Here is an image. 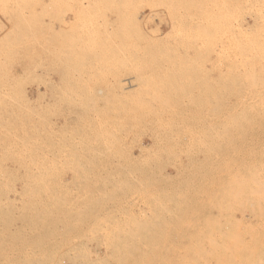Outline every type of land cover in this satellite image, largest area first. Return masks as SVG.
<instances>
[{"label":"rangeland","instance_id":"rangeland-1","mask_svg":"<svg viewBox=\"0 0 264 264\" xmlns=\"http://www.w3.org/2000/svg\"><path fill=\"white\" fill-rule=\"evenodd\" d=\"M254 179L264 0H0V264H264Z\"/></svg>","mask_w":264,"mask_h":264},{"label":"bare ground","instance_id":"bare-ground-1","mask_svg":"<svg viewBox=\"0 0 264 264\" xmlns=\"http://www.w3.org/2000/svg\"><path fill=\"white\" fill-rule=\"evenodd\" d=\"M114 1V0H113ZM131 21V20H130ZM125 22H126V20H125ZM126 25H127V23H125ZM129 24V23H128ZM153 75H154V73H153ZM155 76H159V77H161V75L159 74V73H156L155 74ZM163 76V75H162ZM178 77V76H177ZM176 80V79H175ZM187 81V80H186ZM188 82V81H187ZM144 83H146V85L148 84L147 82H144ZM143 83V84H144ZM176 83H178V81H175V84ZM180 83L181 82H179V85H180ZM126 85H128V86H131V87H133V86H135L136 85V82L135 81H133L132 79H131V77L130 76H126V78L124 79V86H126ZM177 85V84H176ZM181 85L183 86V91H185V89H184V85L185 84H183V83H181ZM148 86V85H147ZM178 86V85H177ZM175 87V86H174ZM180 87V86H179ZM180 89V88H179ZM187 89V88H186ZM170 90V89H169ZM162 90H160V92H161ZM166 92H167V90H165ZM180 91V90H179ZM160 92H159V95H160ZM169 93L171 92V90L170 91H168ZM176 92H178V89L176 88ZM188 93H189V91H187ZM165 93V92H164ZM174 93H175V91H174ZM181 93H182V91H181ZM199 93V92H198ZM162 94V93H161ZM166 94V93H165ZM172 94V93H171ZM179 94V93H178ZM158 95V96H159ZM164 95V94H163ZM167 95V94H166ZM170 95V94H169ZM175 95V94H174ZM181 95V94H180ZM186 95H187V93H186ZM157 96V95H156ZM154 97V99L156 98L157 100H159L160 101V99H158V98H161V99H163L164 97L163 96H161L160 95V97ZM177 96V95H176ZM195 96H197V95H195ZM200 96V95H199ZM167 97H168V95L166 96V98H165V100L167 99ZM170 97V96H169ZM172 97V96H171ZM175 97V96H174ZM198 97V96H197ZM153 99V100H154ZM171 99V98H170ZM170 99L168 98L167 100H168V102L169 103H171V101H170ZM173 99V98H172ZM196 99V98H195ZM152 100V101H153ZM157 100H155V102L157 101ZM164 100V99H163ZM177 100H179V98L177 99ZM197 100V99H196ZM195 100V101H196ZM175 101V100H174ZM199 101V100H198ZM161 102V101H160ZM165 102H167V101H165ZM167 102V103H168ZM182 102V101H181ZM178 102V104H179V106H181V105H183L184 107L186 106V105H184L183 103H185V102ZM162 103H164V102H162ZM175 103V102H174ZM177 103V102H176ZM181 103V104H180ZM177 105V104H176ZM176 105H174V106H176ZM124 106V105H123ZM191 106V105H190ZM121 107V106H120ZM182 107V106H181ZM122 108V107H121ZM192 108V107H191ZM197 108V107H196ZM123 109V108H122ZM180 110H181V108H179ZM188 109H190V108H188ZM215 109V108H214ZM198 110V109H197ZM184 111H186V108H185V110ZM184 111H181L182 112V114H183V112ZM193 111V110H192ZM199 111V110H198ZM191 112V111H190ZM194 112V111H193ZM185 113V112H184ZM187 113H188V111H187ZM186 113V114H187ZM197 113V112H196ZM203 113V112H202ZM85 114V113H84ZM194 114V113H193ZM81 115V114H80ZM86 115V114H85ZM200 115V114H199ZM83 116V115H82ZM87 116V115H86ZM72 117V116H71ZM77 117V116H76ZM76 117H72V118H70V117H68L67 119V124L69 123V124H75L76 126L78 125L79 126V122H81V120H82V118H81V120H79V118L77 119ZM196 117H198V116H196ZM200 117H201V115H200ZM66 120V119H65ZM85 121V120H84ZM200 121V120H199ZM123 122V121H122ZM66 123V122H65ZM83 124V123H82ZM66 125V124H65ZM84 125V124H83ZM81 127H82V125H81ZM79 128V131H78V133L80 132V130L82 131V133H80V134H84V136L88 133V131H90V129L88 130V131H86L88 128H85L84 126L82 127V128ZM88 127V126H87ZM119 128H120V126H119ZM78 129V128H77ZM123 129V128H122ZM109 131H110V129H109ZM122 131V130H121ZM107 132V131H106ZM105 132V133H106ZM77 133V134H78ZM90 133V132H89ZM110 133H111V131H110ZM122 133H123V131H122ZM90 134H92V133H90ZM112 134V133H111ZM110 134V135H111ZM108 135V134H107ZM83 136V137H84ZM105 136V135H104ZM112 136V135H111ZM115 136V135H114ZM117 136V135H116ZM86 137V136H85ZM107 137V136H106ZM71 138V137H70ZM70 138H64V146H65V144H66V147L65 148H67V149H70L71 151H74V152H76L77 151V153L79 152L78 150H79V145H80V143L78 142L79 141V139H78V141L76 142L75 140H71ZM65 139H66V142H65ZM77 139V138H76ZM119 139V138H118ZM81 140H82V138H81ZM81 140H80V142H81ZM85 140V139H84ZM89 142V141H88ZM78 143H79V145H78ZM90 143V142H89ZM116 143V142H115ZM84 144V143H83ZM85 145V144H84ZM88 145V144H87ZM90 145V144H89ZM114 145V144H113ZM81 146V145H80ZM82 147V146H81ZM88 147V146H87ZM86 147V148H87ZM141 148V151H144L145 150V148H144V146L142 145V146H140ZM63 149L64 151L65 150H67V149ZM85 148V147H84ZM120 148V147H119ZM81 149H83V148H81ZM108 150V149H107ZM68 151V150H67ZM102 151V150H101ZM66 152V151H65ZM80 152H81V150H80ZM77 153H74L76 156H77ZM70 154V153H69ZM69 154H68V156H69ZM73 154V153H72ZM79 154L80 153H78V156H79ZM75 155H74V157H75ZM66 156V155H65ZM57 157V156H56ZM61 157V156H60ZM64 158V157H63ZM77 158H79V157H77ZM81 158V157H80ZM58 159V158H57ZM90 159V158H89ZM59 160H61V158L59 159ZM58 160V161H59ZM82 160V159H81ZM80 161V160H79ZM96 161H97V159H96ZM77 162V161H76ZM138 162V161H137ZM190 162V161H189ZM60 163V162H59ZM190 163H192V162H190ZM89 164H91V163H89ZM96 165H97V163H96ZM179 170V169H178ZM183 169H181V171H182ZM81 172V171H80ZM177 173V172H176ZM178 173H179V171H178ZM152 178V177H151ZM86 180V179H85ZM107 181V180H106ZM89 183V182H88ZM106 183V182H105ZM103 184V183H102ZM85 185H86V183H85ZM86 186H88V185H86ZM105 186H107V185H105ZM104 186V187H105ZM109 186V185H108ZM89 187V186H88ZM94 187V186H93ZM238 188L241 190V189H243V192H244V194H245V191H246V189H248V188H256L258 191H260V192H262L263 193V195H264V179H260V180H258V179H254V184H250V186L248 185V184H244V183H242V185H239L238 186ZM244 188H245V190H244ZM76 189V188H75ZM158 190V189H157ZM234 194V193H233ZM236 194V193H235ZM239 194H241V192L239 193ZM243 194V195H244ZM242 195V194H241ZM242 195V196H243ZM146 196V195H145ZM167 197V196H166ZM233 197H235V195L233 196ZM241 197V196H240ZM239 198V197H238ZM235 199V198H234ZM236 199H237V197H236ZM241 200V199H240ZM251 201V200H250ZM241 202H243V200H241ZM244 203H246V200L244 201ZM248 203V202H247ZM252 203V202H251ZM114 214V213H113ZM112 214V215H113ZM81 216H82V214H80ZM86 216V215H85ZM89 217V216H88ZM88 219V218H87ZM163 219V218H162ZM89 220V219H88ZM110 220V219H109ZM139 220V219H138ZM125 221V220H124ZM138 222V221H137ZM147 223H149V222H147ZM146 222H139L138 224H137V228H138V230H136V231H138L139 233H142L143 234V237L146 235H149L150 236V233H153V230H154V226L156 225L155 223H153V225H152V223H151V225H149V224H147ZM155 224V225H154ZM135 225V224H134ZM159 225H161V224H159ZM157 226L158 228H160V226ZM72 226V225H71ZM76 226V225H75ZM136 226V225H135ZM162 226V225H161ZM131 227V226H130ZM156 227V226H155ZM117 228V227H116ZM115 228V229H116ZM121 228V227H120ZM125 228V227H124ZM128 228V227H127ZM136 228V227H135ZM70 229V228H69ZM157 229V228H156ZM162 229H163V227H162ZM122 230V229H121ZM125 230H127V229H125ZM128 231V230H127ZM142 231V232H141ZM156 231V230H155ZM154 231V232H155ZM121 233V231H117V233ZM124 232V231H123ZM137 232V233H138ZM157 232V231H156ZM114 233V232H113ZM118 233V234H119ZM138 233V234H139ZM145 233V234H144ZM125 234H127V233H125ZM130 235V234H129ZM152 235H154V234H151V236ZM158 235V234H157ZM113 236V235H112ZM133 236V235H132ZM140 236V235H139ZM148 236V237H149ZM151 236H150V238H151ZM111 237V236H110ZM116 237H117V235H116ZM121 237H123V236H120V238ZM135 237H136V235H135ZM113 238V237H112ZM128 238V237H127ZM137 238V237H136ZM140 238H141V236H140ZM147 238V237H146ZM156 238V237H155ZM153 239V238H152ZM116 240V239H115ZM138 240V239H137ZM136 240V241H137ZM157 240H158V238H157ZM121 241V240H120ZM127 241V240H126ZM153 241V240H152ZM159 241V240H158ZM157 241V242H158ZM150 242V241H149ZM156 242V243H157ZM134 243V242H133ZM159 243V242H158ZM157 243V244H158ZM128 244H129V242H128ZM152 244H154L153 242H152ZM130 246V245H129ZM128 246V247H129ZM156 247V246H155ZM137 249V248H136ZM158 249V248H157ZM202 249V248H201ZM208 250V249H207ZM206 250V251H207ZM157 251V250H156ZM136 252V251H135ZM196 252H198V251H196ZM200 252V251H199ZM201 252H203V251H201ZM209 251H207V253H208ZM215 252V251H214ZM41 253V252H40ZM204 253V252H203ZM202 254V253H201ZM203 255V254H202ZM32 256H33V254H32ZM132 257V256H131ZM134 258V257H133ZM136 258V257H135ZM31 259H32V257H31ZM36 259V258H35ZM34 259V260H35ZM76 259V258H75ZM99 259V258H98ZM33 260V259H32ZM36 260H38V259H36ZM52 260V259H51ZM129 260H130V257H129ZM264 260V259H263ZM73 261H75V260H73ZM37 264H38V262L39 261H35ZM41 262V261H40ZM33 263V262H32ZM35 263V264H36ZM46 263V262H45ZM54 263V262H53ZM30 264H31V261H30ZM34 264V263H33Z\"/></svg>","mask_w":264,"mask_h":264}]
</instances>
